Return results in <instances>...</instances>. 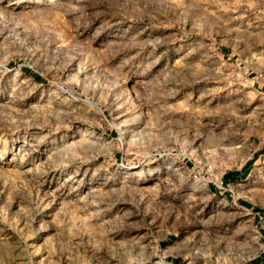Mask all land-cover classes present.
Here are the masks:
<instances>
[{"label": "rangeland", "instance_id": "374dc122", "mask_svg": "<svg viewBox=\"0 0 264 264\" xmlns=\"http://www.w3.org/2000/svg\"><path fill=\"white\" fill-rule=\"evenodd\" d=\"M261 86L264 0H0V264L264 255Z\"/></svg>", "mask_w": 264, "mask_h": 264}, {"label": "trees", "instance_id": "16d2710c", "mask_svg": "<svg viewBox=\"0 0 264 264\" xmlns=\"http://www.w3.org/2000/svg\"><path fill=\"white\" fill-rule=\"evenodd\" d=\"M250 164H251V161H248L241 170L235 171L234 173H232L233 178L237 179L239 177H242V178L246 177L249 172ZM246 264H264V255H260Z\"/></svg>", "mask_w": 264, "mask_h": 264}, {"label": "crops", "instance_id": "0c3cea01", "mask_svg": "<svg viewBox=\"0 0 264 264\" xmlns=\"http://www.w3.org/2000/svg\"><path fill=\"white\" fill-rule=\"evenodd\" d=\"M260 88H262L263 89V92H264V86H261Z\"/></svg>", "mask_w": 264, "mask_h": 264}]
</instances>
